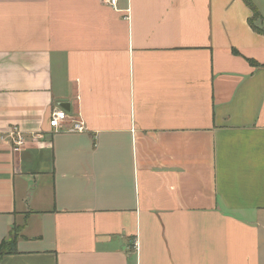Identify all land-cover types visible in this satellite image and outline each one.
<instances>
[{
  "label": "crops",
  "instance_id": "crops-1",
  "mask_svg": "<svg viewBox=\"0 0 264 264\" xmlns=\"http://www.w3.org/2000/svg\"><path fill=\"white\" fill-rule=\"evenodd\" d=\"M251 17L243 0H0V264H264ZM56 109L86 131L53 133Z\"/></svg>",
  "mask_w": 264,
  "mask_h": 264
},
{
  "label": "built area",
  "instance_id": "built-area-1",
  "mask_svg": "<svg viewBox=\"0 0 264 264\" xmlns=\"http://www.w3.org/2000/svg\"><path fill=\"white\" fill-rule=\"evenodd\" d=\"M100 2L102 4H109L113 9H116L117 0H100ZM49 126L53 133H84L86 131V127L82 121L70 122L68 113L62 109L53 111ZM35 138L36 136L33 139ZM7 140L13 148V152L18 153L27 143V136L18 127H13L8 133Z\"/></svg>",
  "mask_w": 264,
  "mask_h": 264
},
{
  "label": "trees",
  "instance_id": "trees-1",
  "mask_svg": "<svg viewBox=\"0 0 264 264\" xmlns=\"http://www.w3.org/2000/svg\"><path fill=\"white\" fill-rule=\"evenodd\" d=\"M246 6L251 10L252 17L249 19V25L258 34L264 35V29L257 28L255 24L261 21V15L259 14L257 8L252 3L251 0H243ZM237 53V52H236ZM249 64L255 68H264V65H260L254 61L248 60ZM16 251V241L13 238L11 241H3L0 245V258L15 253Z\"/></svg>",
  "mask_w": 264,
  "mask_h": 264
},
{
  "label": "rangeland",
  "instance_id": "rangeland-1",
  "mask_svg": "<svg viewBox=\"0 0 264 264\" xmlns=\"http://www.w3.org/2000/svg\"><path fill=\"white\" fill-rule=\"evenodd\" d=\"M259 23V22H258Z\"/></svg>",
  "mask_w": 264,
  "mask_h": 264
}]
</instances>
